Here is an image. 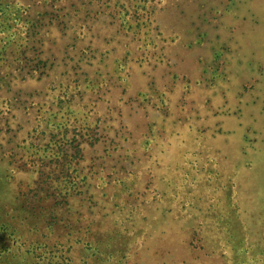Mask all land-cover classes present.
<instances>
[{"label":"rangeland","instance_id":"rangeland-1","mask_svg":"<svg viewBox=\"0 0 264 264\" xmlns=\"http://www.w3.org/2000/svg\"><path fill=\"white\" fill-rule=\"evenodd\" d=\"M0 6L5 199L51 171L78 181L70 211L84 215L83 224L95 218L98 237L137 232L125 240L123 264L257 258L264 244V0ZM51 135L63 140L52 154L69 152L64 164L40 163ZM54 185L64 190L54 180L48 192ZM85 194L97 205L89 208ZM239 244L250 249L239 253Z\"/></svg>","mask_w":264,"mask_h":264},{"label":"trees","instance_id":"trees-1","mask_svg":"<svg viewBox=\"0 0 264 264\" xmlns=\"http://www.w3.org/2000/svg\"><path fill=\"white\" fill-rule=\"evenodd\" d=\"M2 9L6 12L5 8ZM61 139L59 142L51 135L38 155L40 163L47 164L52 161L64 164L63 161L69 158V152L62 149L59 150L62 155L52 154H57L61 148ZM30 145L34 148L31 154L35 156L37 148L34 143ZM54 180L64 187L63 191L54 185L53 191L48 192L49 181ZM78 185V181L71 180L68 175L55 177L50 171L27 192H19L20 197L16 195L13 200H7L4 191L0 194V264H123L121 260L126 256L127 249L125 240L131 234L137 235V232H128L127 228L123 231L116 229L106 231V237H98L102 233L99 229L92 232L95 218L83 224L85 216L80 215L77 210L73 212L76 215L70 211L69 201L81 193V190H77ZM90 196L91 194L87 197L86 194L81 196L87 198L89 208L97 205L94 201L90 203ZM49 197L50 200H47ZM40 204L46 206L43 230L38 227ZM24 225L28 228L23 229ZM54 234L56 235L53 236ZM234 247L236 250L238 248L239 253L250 249L240 244ZM257 251L256 259L243 258L239 260L241 264H264V244Z\"/></svg>","mask_w":264,"mask_h":264}]
</instances>
